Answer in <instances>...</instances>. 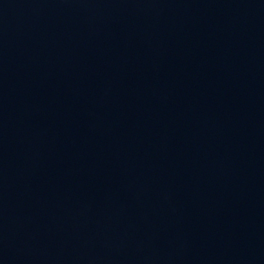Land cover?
Listing matches in <instances>:
<instances>
[{"label":"water","instance_id":"1","mask_svg":"<svg viewBox=\"0 0 264 264\" xmlns=\"http://www.w3.org/2000/svg\"><path fill=\"white\" fill-rule=\"evenodd\" d=\"M0 264H264V0H0Z\"/></svg>","mask_w":264,"mask_h":264}]
</instances>
